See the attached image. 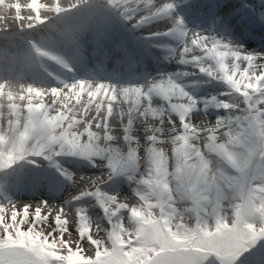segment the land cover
<instances>
[{
	"label": "snow or ice",
	"instance_id": "obj_1",
	"mask_svg": "<svg viewBox=\"0 0 264 264\" xmlns=\"http://www.w3.org/2000/svg\"><path fill=\"white\" fill-rule=\"evenodd\" d=\"M257 25L248 0H0V264H264ZM37 159L59 202L6 193Z\"/></svg>",
	"mask_w": 264,
	"mask_h": 264
},
{
	"label": "rangeland",
	"instance_id": "obj_2",
	"mask_svg": "<svg viewBox=\"0 0 264 264\" xmlns=\"http://www.w3.org/2000/svg\"><path fill=\"white\" fill-rule=\"evenodd\" d=\"M256 38L260 42V45L256 47L258 50L264 47V31H261L260 36ZM69 163V161H65V166H68ZM87 174L90 175L91 170ZM57 177H59V173L55 169L48 168L46 161L37 159L35 165L28 166L21 176L11 180L5 191L14 199L21 201L51 200L56 203L67 195L68 190L67 185H61L59 190H54L55 186L54 184L50 185V182H54ZM124 187L126 188L127 185ZM23 196L29 199L21 198Z\"/></svg>",
	"mask_w": 264,
	"mask_h": 264
},
{
	"label": "bare ground",
	"instance_id": "obj_3",
	"mask_svg": "<svg viewBox=\"0 0 264 264\" xmlns=\"http://www.w3.org/2000/svg\"><path fill=\"white\" fill-rule=\"evenodd\" d=\"M233 2H238V0H233ZM248 2L255 6L253 0H248ZM189 27H197V28L201 27L200 20H198V19H195V20L190 19L189 20ZM255 31L256 30H255V26H254L253 29H252L251 34L247 35L246 38H241L242 42L244 43V47L248 48L250 51L251 50H257L256 47H258L260 45L259 42L255 39V37L253 35V34H255ZM141 32H146V30L142 29ZM232 38H235V37H232ZM88 52L91 55L92 59H97L98 60V58L95 55L91 54V46L90 45L88 46ZM87 62L89 64L92 63V61H87V58H86V63ZM106 65L107 64L103 65L104 70H108ZM57 67L58 66H54L52 68V70L56 71ZM153 67H154V64L149 68L150 70L148 72H151L154 75L155 71H156V68H153ZM159 68H160V70L167 71V72H171V71L175 70V66L174 65H168V64H160Z\"/></svg>",
	"mask_w": 264,
	"mask_h": 264
}]
</instances>
